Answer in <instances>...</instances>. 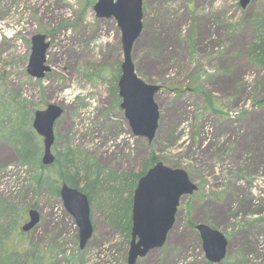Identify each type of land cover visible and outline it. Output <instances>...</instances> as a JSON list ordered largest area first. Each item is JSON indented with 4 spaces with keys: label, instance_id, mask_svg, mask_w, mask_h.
<instances>
[{
    "label": "rangeland",
    "instance_id": "rangeland-1",
    "mask_svg": "<svg viewBox=\"0 0 264 264\" xmlns=\"http://www.w3.org/2000/svg\"><path fill=\"white\" fill-rule=\"evenodd\" d=\"M94 2L0 0V84L36 108H63L54 124L58 149L68 144L131 177L153 155L188 172L197 189L180 197L165 243L136 264H264V63L252 52L258 36L250 21L264 15V0L245 7L239 0H142L132 59L141 78L162 85L150 141L133 134L120 96L117 105L109 91L104 70L121 62V34L114 17L95 15ZM35 32L49 41L51 69L39 78L26 71ZM29 165L0 140V193L15 211L3 220H15L9 239L41 247L55 264H127L128 241L90 200L94 229L79 247L74 216L60 195L35 185ZM30 207L39 221L24 231ZM191 222L225 234L220 261H207Z\"/></svg>",
    "mask_w": 264,
    "mask_h": 264
},
{
    "label": "water",
    "instance_id": "water-1",
    "mask_svg": "<svg viewBox=\"0 0 264 264\" xmlns=\"http://www.w3.org/2000/svg\"><path fill=\"white\" fill-rule=\"evenodd\" d=\"M249 0H239L245 7ZM98 17H114L121 34L122 59L117 79L120 107L133 134L145 136L149 141L155 136L159 120V107L154 94L161 84L145 81L135 70L132 47L142 30V0H95L93 4ZM49 41L43 32L31 36V52L26 71L33 77H43L51 69L46 62ZM63 108L56 103H48L44 108L35 109L32 126L42 137V163L54 160L52 145L55 138L54 123ZM197 189L182 167L170 166L162 160L156 161L142 174L133 190L131 209V232L127 250V264H134L155 247L164 244L168 232L174 224L180 197ZM59 195L64 207L70 212L78 226L79 247L83 248L93 232L90 216V202L85 191L63 181ZM28 218L21 225L29 230L39 221V211L30 207ZM195 228L200 234L205 257L210 262L220 261L228 243L227 237L216 227L206 222H198Z\"/></svg>",
    "mask_w": 264,
    "mask_h": 264
},
{
    "label": "trees",
    "instance_id": "trees-1",
    "mask_svg": "<svg viewBox=\"0 0 264 264\" xmlns=\"http://www.w3.org/2000/svg\"><path fill=\"white\" fill-rule=\"evenodd\" d=\"M250 21L258 36L252 46V52L255 53V58L264 63V15L254 14ZM100 70L96 68L94 73L99 75ZM104 72L111 78L109 91L118 105L117 79L120 63L112 64L111 68H105ZM210 104L212 102L208 101V105ZM35 109L33 102L21 95L19 89L13 85L0 84V140L7 141L13 147L21 162L36 169L33 174L36 186H44L53 195H59L63 181L80 188L87 193L91 204L100 209L107 223L118 228L124 239L129 241L133 190L138 178L158 159L154 155L151 156L140 172L131 177V174L124 171L103 168L99 162L78 153L68 144L62 145V150L58 149V136L55 134L52 145L55 150L54 160L51 164H43V146L39 134L32 126ZM48 167L52 168L49 172L45 171ZM14 214V209L0 193V264H55L41 247L9 239V227L15 220L10 219L6 223H3V220L6 221Z\"/></svg>",
    "mask_w": 264,
    "mask_h": 264
},
{
    "label": "flooded vegetation",
    "instance_id": "flooded-vegetation-1",
    "mask_svg": "<svg viewBox=\"0 0 264 264\" xmlns=\"http://www.w3.org/2000/svg\"><path fill=\"white\" fill-rule=\"evenodd\" d=\"M195 224L196 223H193V227H194V229L197 231V229L195 228ZM212 226V225H211ZM198 232V231H197ZM199 233V232H198ZM168 236V235H167ZM199 236H200V234H199ZM200 239H201V237H200ZM202 242V241H201ZM128 244H129V242H128ZM129 246V245H128ZM127 250H128V248H127ZM148 253V252H147ZM205 254V253H204ZM145 256V255H144ZM142 257V256H141ZM139 259V257L137 258V260ZM137 260H136V262L134 263V264H136L137 263ZM126 261H127V258H126ZM208 261V260H207ZM210 262V261H209ZM218 262V261H217Z\"/></svg>",
    "mask_w": 264,
    "mask_h": 264
}]
</instances>
